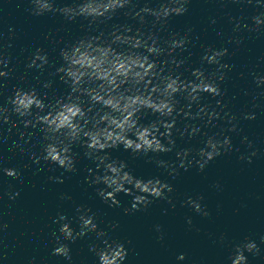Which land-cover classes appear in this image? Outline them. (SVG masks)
<instances>
[{"label":"clouds","instance_id":"1","mask_svg":"<svg viewBox=\"0 0 264 264\" xmlns=\"http://www.w3.org/2000/svg\"><path fill=\"white\" fill-rule=\"evenodd\" d=\"M189 2L160 0L156 7L148 3L138 7V0H73L71 4L57 7L56 0H27L30 6L25 11L30 15L39 17L47 13H59L69 22L79 18L87 22L86 31L60 49L61 66L56 67L55 62H50L48 54L39 47L32 52L26 65L28 69H36L40 73L48 67H55L49 76H59L68 86L69 92L59 98H50L47 91L41 94L34 87H16L0 104V125L15 127L16 121L12 120L15 116L25 128L38 130L41 134L39 154L30 153L32 162L37 165L41 161L56 165L65 173L77 171V153L72 149L74 145L82 147L85 157L96 166L95 170H87L89 175L85 182L89 186H104L97 187L96 192L109 207L121 206L116 198L121 192L132 196L131 207L123 209L126 215L147 210L155 200L163 199L172 204L171 193L174 189L171 184L159 176L147 180L135 177L127 170L126 162L111 159L107 150L122 146L134 158H146L173 178L179 175V169L187 171L193 164L202 172L216 157L233 150L231 138L223 135L222 129L211 136L203 133L206 139L204 147L196 153L198 159L189 158L191 148L175 151L178 163L158 158L159 154L176 149L177 134L181 139L185 136L191 139L201 133V127L192 121L203 120L206 126H215V120L223 119L230 125L228 131L235 132L238 128L237 117L230 112H223L225 106L221 100H216L215 107L205 102V94L213 98L224 95L220 84L232 67L223 62V58L229 54L228 49L212 46L204 48L200 58L201 67L192 69V78L187 79L178 71L187 63V59L177 58V52L188 50L193 29H187L183 35L176 32L170 33L168 37L161 35L170 17L188 12ZM247 2H255L258 8L264 9L261 0ZM118 12L136 21L139 27L128 24L101 27L107 25ZM251 20L252 25L246 24L244 27L249 31H259L264 27V11L253 15ZM239 29L240 24L237 23L233 31ZM12 31L10 28L9 32ZM5 38L10 40L11 36L5 37L0 33V40ZM241 42L235 41L238 45ZM10 62L4 46L0 45V86L3 80L11 78L12 69L8 68ZM205 64L214 66V69L209 72L203 67ZM252 75L257 87L264 86V76L256 73ZM36 79L39 80V77ZM52 83L53 80L49 79L43 81L41 86L47 90L52 87ZM148 112L156 119L144 124L141 120ZM181 118L187 122L183 127L178 126ZM255 118L252 112L243 115L245 120ZM31 139L30 135L29 143ZM242 142L249 149L253 148L246 136ZM256 155V151H252L250 155H241L240 159L250 163ZM0 171L23 182L18 168L0 166ZM48 179L55 183L64 182L62 177L57 176ZM7 195L10 200H15L19 192L9 191ZM60 198L71 199L66 193L61 194ZM202 199L189 197L183 204L207 217L209 212L201 204ZM75 211L78 231L71 227L72 222L63 213H58L54 219L53 223L59 225V234L56 231L51 233L55 239L52 255L70 260V247L61 237L74 243L89 233H95L104 245L98 247L95 243L89 244V250L98 257V264H124L128 255L124 243L110 241L108 233L99 229L90 207L80 205ZM187 222L192 223L191 219ZM2 227L6 228L7 225ZM109 227L115 230L119 225L113 222ZM156 231H160L159 225ZM260 239L264 243V236ZM223 240L224 237H221V242ZM246 252L259 255L260 249L251 239L235 244L229 257L231 264H247ZM177 258L184 260L185 256L181 254Z\"/></svg>","mask_w":264,"mask_h":264}]
</instances>
